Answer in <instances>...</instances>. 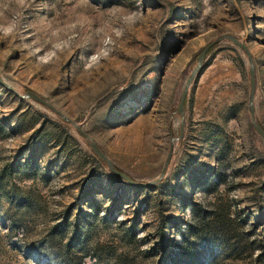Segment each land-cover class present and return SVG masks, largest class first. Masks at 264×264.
Here are the masks:
<instances>
[{
  "label": "rangeland",
  "instance_id": "1",
  "mask_svg": "<svg viewBox=\"0 0 264 264\" xmlns=\"http://www.w3.org/2000/svg\"><path fill=\"white\" fill-rule=\"evenodd\" d=\"M227 35L264 129V0H0V78L151 182L0 84V264H264V139Z\"/></svg>",
  "mask_w": 264,
  "mask_h": 264
},
{
  "label": "water",
  "instance_id": "2",
  "mask_svg": "<svg viewBox=\"0 0 264 264\" xmlns=\"http://www.w3.org/2000/svg\"><path fill=\"white\" fill-rule=\"evenodd\" d=\"M227 39H229L230 41L234 42L235 44L239 45L246 53L247 56V61L249 64V74H250V91H249V100H248V106H249V114H250V120H251V125L254 128V130L259 134V136L264 139V129L261 127V125L257 122L255 115H254V104H253V99H254V79H253V66H252V57L248 51V48L243 45L242 43L238 42L234 37L227 35L226 36ZM222 37H218L210 42H208L198 53L197 57H196V65L193 68V70L191 71V73L189 74V76L187 77L184 85H183V89L181 91V95H180V99L178 102V112H180L182 114V108L184 105V100L188 91V88L191 84V82L194 80L197 71L199 70V68L202 65V62L205 58L206 52L209 50V48L211 46H213L215 43H217L219 40H221ZM0 84H2L3 86L7 87L8 89H10L12 92H14L18 97L20 98H30L33 99L39 103H42L43 105L47 106L48 108H50L52 111H54L55 113H57L59 116H61V118L71 124H74L76 126V128L79 130V132L87 139V143L90 147V149L93 151V153L101 160H103L106 164V166L108 167V169L115 175H117L118 177L124 179L126 182H128L131 185L134 186H147L150 185L151 182L148 183H139V182H135L132 179L129 178V176H127L126 174H124L122 171H120L114 164L113 162H111V160L102 152V150L97 146V144L95 142H93L88 135L81 130V128H79L71 119L67 118L66 116H64L60 111H58L52 104H50L48 101H46L44 98L40 97L39 95H37L35 92L32 91H26L23 94H19L16 90H14L10 85H8L6 82H4L1 78H0ZM182 130H183V121L181 120L180 122V132H179V138H181L182 136ZM169 156H170V152L168 153L165 162L162 166V169L160 171L159 174V178L163 175V173L165 172V168L167 166L168 160H169Z\"/></svg>",
  "mask_w": 264,
  "mask_h": 264
},
{
  "label": "trees",
  "instance_id": "3",
  "mask_svg": "<svg viewBox=\"0 0 264 264\" xmlns=\"http://www.w3.org/2000/svg\"><path fill=\"white\" fill-rule=\"evenodd\" d=\"M75 236H76V234H75Z\"/></svg>",
  "mask_w": 264,
  "mask_h": 264
}]
</instances>
